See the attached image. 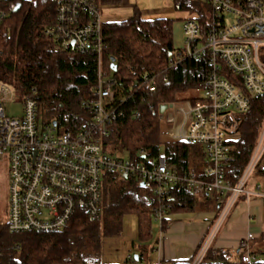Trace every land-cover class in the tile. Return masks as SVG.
<instances>
[{"label": "built area", "instance_id": "2783aa9c", "mask_svg": "<svg viewBox=\"0 0 264 264\" xmlns=\"http://www.w3.org/2000/svg\"><path fill=\"white\" fill-rule=\"evenodd\" d=\"M53 1L57 4L56 23L46 33L60 49L96 53L98 77L92 95L82 101L85 120L70 129L54 125V121L44 124L34 98L20 96L12 85L0 81V157L7 158L10 175L8 231H61L79 211L90 219H100L107 173L126 174L148 189L153 219L161 228L174 189L216 198L219 216L192 262L200 264L241 195L248 201H264L261 184L249 188L259 167L264 174V117L247 165L235 182L228 177L235 158L239 115L249 110L254 98L264 96V0H205L209 9L203 19L198 15L183 22L184 45L171 53L169 68L187 60L204 61L207 66L203 94L173 103L162 114L174 142L203 148V168L183 173L167 164L164 152L152 158L141 149L138 159L114 156L105 148L103 139L123 110L113 81L102 67L101 8L93 0ZM17 3L0 0V23ZM167 71L147 75L138 89L146 86L154 92L160 81H167ZM11 100L22 103L19 115L7 113L5 104ZM254 238L248 232L243 239L242 263L257 261L251 248Z\"/></svg>", "mask_w": 264, "mask_h": 264}, {"label": "trees", "instance_id": "16d2710c", "mask_svg": "<svg viewBox=\"0 0 264 264\" xmlns=\"http://www.w3.org/2000/svg\"><path fill=\"white\" fill-rule=\"evenodd\" d=\"M17 1L19 9L9 12L0 23V81L12 85L20 96L34 98L40 118L56 121L65 129L76 128L86 118L82 101L92 95L98 77V57L94 52L60 49L46 33L56 23L57 4L53 0ZM93 1L100 8L122 3L121 0ZM204 1L175 0V3L178 9H191L204 6ZM199 15L202 20L204 16ZM173 22L167 17L145 18L138 7L121 21L103 22L102 67L113 81L117 102L123 110V116L111 127L103 142L110 154L120 157L139 159L141 149L152 158L164 152L167 164L183 173L199 169L203 163V148L163 142L160 105L173 104L186 83L201 85L207 66L204 61L187 60L169 68L171 53L175 50ZM113 58L115 69L112 68ZM166 69L167 81H160L154 92L146 86L138 89L147 75L152 77ZM263 117L264 96L254 98L249 110L239 115L235 158L228 169L232 182L242 173L253 153ZM149 198L150 193L141 180L109 172L104 182L100 219H90L79 211L61 231L23 233H11L5 222H0V264H102L103 241L121 235L124 217L136 216L139 244H146L152 238ZM195 198L186 190L172 191L164 230L169 215L189 210ZM260 242L262 245L257 247L256 254H264V235ZM145 249L142 246V251ZM227 254L211 246L200 264H231ZM143 258L140 252L137 258L132 255L115 264H151ZM193 259L168 264H192ZM255 264H264V259Z\"/></svg>", "mask_w": 264, "mask_h": 264}, {"label": "crops", "instance_id": "0c3cea01", "mask_svg": "<svg viewBox=\"0 0 264 264\" xmlns=\"http://www.w3.org/2000/svg\"><path fill=\"white\" fill-rule=\"evenodd\" d=\"M121 1L122 3L117 6L120 9L139 8L138 0H132V2L131 0ZM140 11L143 16L148 13L156 15L155 17H167L168 13H173L174 8L173 6L151 9L142 8ZM195 159L200 161L199 156H196ZM203 163L198 170L203 168ZM254 186L255 184L250 183L249 188ZM194 197L196 198L192 208L169 215L166 230H164V226L161 228L153 219L152 238L146 244H139L138 231L136 229V238L131 241L133 250L136 252L135 256L142 252L144 261L151 264H168L182 260L191 261L220 213L219 203L214 196ZM248 232L253 233L255 236L254 240L251 241L252 252L255 253L257 247L262 245L260 238L264 235V201L261 198H254L248 201L241 195L218 229L212 246L214 249L227 251L231 264H245L241 261L244 253L242 245L243 239ZM140 245L146 248L145 251H142V246ZM126 253V256L124 255L125 257L121 260H116L112 263L108 262V264L121 263L133 255L132 251L127 250ZM256 258L257 260H263L264 254L259 252L256 254Z\"/></svg>", "mask_w": 264, "mask_h": 264}, {"label": "rangeland", "instance_id": "374dc122", "mask_svg": "<svg viewBox=\"0 0 264 264\" xmlns=\"http://www.w3.org/2000/svg\"><path fill=\"white\" fill-rule=\"evenodd\" d=\"M132 2V0H131ZM139 9H151L158 7H172L174 8L173 13H168L167 18L173 19V44L174 48L178 49L184 45V33H183V22L187 18H197L199 14L205 12V8L209 9V5L204 1L203 5H198L194 8H176L175 0H138ZM171 5V6H170ZM135 7L133 8H118L117 6H102L101 7V19L103 22L111 21H121L128 16L132 15ZM156 15L145 13L143 17L148 19L155 18ZM158 16V15H157ZM186 88L177 93V98L174 104L184 101L185 99L198 97L203 94V87L201 85L186 83ZM184 99V100H183ZM6 111L10 115H19L22 110V103L20 101L11 100L7 101ZM41 120L44 124L49 123L48 119ZM163 122V142H172L173 140L169 136L170 124L165 121V117L161 118ZM174 142V141H173ZM177 143V142H174ZM184 144V143H179ZM259 167L252 175L250 183L255 184L259 183L264 188V174ZM9 166L8 160L5 157H0V222H5L8 214V205H9ZM254 186V187H255ZM136 216L129 215L124 217L123 220V230L120 236L114 238H105L103 241L102 249V264L112 263L116 260H121L126 256V251H132V254L135 256L136 252L133 250L131 241L136 238ZM125 255V256H124ZM117 257L116 259H114ZM119 257V259H118Z\"/></svg>", "mask_w": 264, "mask_h": 264}, {"label": "water", "instance_id": "95a60500", "mask_svg": "<svg viewBox=\"0 0 264 264\" xmlns=\"http://www.w3.org/2000/svg\"><path fill=\"white\" fill-rule=\"evenodd\" d=\"M20 7V3H18L16 5L15 11H17ZM112 68L115 69V63H114V58L112 59ZM172 104H162L160 105V114H163L169 107H171ZM57 122L54 121L53 124L55 125ZM124 178H127L128 176L126 174L123 175ZM142 185H144V183H141ZM135 258H137V256H135Z\"/></svg>", "mask_w": 264, "mask_h": 264}]
</instances>
